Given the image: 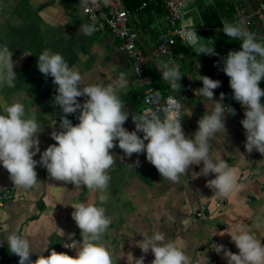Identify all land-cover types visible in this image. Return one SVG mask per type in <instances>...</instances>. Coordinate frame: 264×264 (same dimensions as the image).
I'll list each match as a JSON object with an SVG mask.
<instances>
[{"label":"crops","instance_id":"0c3cea01","mask_svg":"<svg viewBox=\"0 0 264 264\" xmlns=\"http://www.w3.org/2000/svg\"><path fill=\"white\" fill-rule=\"evenodd\" d=\"M264 0H195L188 9L187 17L194 24H205L204 12L211 9L220 16V26H215L213 37L226 53L233 48H241V40H232L223 31V15L233 20L235 6L242 3L255 8ZM231 6H234L231 9ZM131 13V22L145 28L138 42L145 51L151 52L155 45V35L165 25V10L160 6L141 8ZM222 15V16H221ZM90 26L83 12L80 0H0V46L12 50L14 71L17 78L14 87L0 86V111L14 101L24 103L26 111L40 120L43 130L39 134V147L42 153L50 144L56 143L51 137L59 131L61 116L59 105L54 103L57 94L53 78L39 71L38 56L45 49L59 52L69 66H77L83 76L81 86L103 80L105 84L116 81L123 73L128 79L122 99L129 113L124 127L135 130L136 118L142 114L144 88L134 78L132 59L120 51V40L110 31L86 35L84 27ZM246 26L264 42V27L260 24ZM93 28V27H92ZM200 44L210 47L207 37ZM179 41L177 51L180 55L183 75L178 89L162 77L158 66L169 64L165 59L150 58L148 71L154 85L162 92H175L179 97L184 119L181 122L186 136H193L198 129V120L205 113L206 98L197 94L203 86L202 76L216 79L212 73L215 54H197L195 49ZM264 89V79L260 81ZM214 91V99L225 94L222 103L235 109L233 116L224 113L227 134L217 135L210 141V154L219 161L224 160L238 174V187L228 197H221L207 186V180L215 178L214 173L207 177L200 175V165H191L187 181L181 178L173 184L160 176L158 170L146 159V152L124 155L117 146L110 150L117 156L116 163L109 170L111 177L105 193L89 190L86 186L76 188L72 183L50 178L45 167L37 164L38 187L24 189L14 185L8 171L0 164V192L11 190L12 198L6 201L0 216V264H19V257L8 250L6 237L12 232L27 234L39 250L45 246L48 255L51 249L75 255L76 249L65 248V243L82 242L80 229L72 218V205L79 202L99 204V196L107 195L103 204L111 224L105 234L117 264H137L136 259L144 256V264H151L154 254H144L139 247L143 238L156 231H163L167 238L182 247L190 258V264H210L217 259L219 264H228L224 252L217 253V245L238 253V248L230 234L237 225L247 226L264 243V155L256 150L248 153L245 149L246 135L241 124L245 108L233 98L230 85L222 83ZM86 97H79L83 103ZM264 102V97L261 98ZM79 110L68 119L75 125L79 123ZM141 137L143 133H138ZM147 143V142H146ZM242 153L243 156L240 154ZM123 157V159H121ZM39 161L40 153L34 156ZM140 161L139 166L135 164ZM192 174V176H191ZM205 208L206 220L191 219L194 210ZM63 231V233H62ZM224 232V235H219ZM216 242V245H212ZM35 252L31 259L35 260Z\"/></svg>","mask_w":264,"mask_h":264},{"label":"clouds","instance_id":"9594fccd","mask_svg":"<svg viewBox=\"0 0 264 264\" xmlns=\"http://www.w3.org/2000/svg\"><path fill=\"white\" fill-rule=\"evenodd\" d=\"M108 0H105L107 3ZM91 35L90 26L83 29ZM222 31L232 40L240 39L241 48L229 51L224 59V73L230 78L233 98L245 108L241 124L245 130V149L264 155V89L260 81L264 79V42L258 40L255 33L246 29L245 21L225 22ZM188 46L196 53L214 55L215 49L199 42L200 36L192 29L183 33ZM12 50L6 45L0 46V86L14 87L17 74L14 71ZM39 71L50 75L56 86L54 103L59 105L64 115L61 116L59 131H53L51 137L56 143L50 144L40 152L39 134L43 127L34 114L26 111L23 102L17 100L0 111V164L8 171L14 185L24 189L38 187L37 164L46 168L49 177L57 181L72 183L76 188L86 186L89 190L105 193L110 182L109 170L116 163L117 156L110 150L117 146L124 155L146 152V159L158 170L161 177L173 184H179L186 177L191 165L203 167L192 178L210 173L215 178L207 180V186L221 197H228L237 190L238 174L224 160H215L210 154V141L217 135L227 134L224 113L235 115V109L214 99V89L221 81L202 76L203 86L197 94L206 98L205 113L198 120V129L193 136H186L179 115L181 105L173 101L175 110H168L163 118L156 111L146 110L139 117H132L135 130L124 127L129 113L125 110L122 93L128 86L126 74L111 83L99 80L94 84L81 86L83 76L77 66H69L59 52L45 49L38 56ZM162 77L172 89H178L181 81L179 65L163 64L158 66ZM159 93L157 92V96ZM86 97L81 103L78 98ZM79 110V123L73 124L68 116ZM138 133H143L141 137ZM147 142V143H146ZM40 153V159H34ZM242 156L243 154L240 153ZM123 159V157H121ZM135 164L139 166L137 159ZM188 182V181H187ZM107 195L99 196V204L79 202L72 207V218L80 229L82 242L65 243V248L76 249L75 255L51 249L46 256L48 246L39 250L27 234L12 232L6 237L8 250L19 257V264H117L105 234L111 224V217L106 215L103 204ZM63 233V231H62ZM219 235H224L220 232ZM238 248V253L217 245L216 252H224L228 264H264V243L245 225H237L230 234ZM5 241L0 240V244ZM142 252L151 251L154 259L151 264H190L185 250L176 242L167 238L163 231H156L143 238L139 244ZM35 252L37 258L31 259ZM137 264H144V256L136 259Z\"/></svg>","mask_w":264,"mask_h":264},{"label":"built area","instance_id":"2783aa9c","mask_svg":"<svg viewBox=\"0 0 264 264\" xmlns=\"http://www.w3.org/2000/svg\"><path fill=\"white\" fill-rule=\"evenodd\" d=\"M195 0H144L141 8L148 6H160L165 10V25L161 26L155 35V45L151 52H147L138 43L141 33L145 30L144 27L131 22V13L123 0H80L84 14L87 17L89 24L97 32L110 31L116 38L120 40V51L126 52L132 59V68L134 78L144 88L142 114L151 109L158 112L163 118L168 110H175L173 101L179 103V115L184 119L182 103L175 92L168 91L166 93L158 89L153 82V79L148 71L150 58L165 59L170 65H179L180 73L182 72V64L180 55L177 51L179 41L187 44L183 33L194 29L200 36H206L207 41L211 44L209 48L215 49V61L212 66V73L217 80L221 81L224 86L230 85L229 77L224 73V59L227 54L219 47L213 37L214 27L206 24H194L192 19L186 16L188 9ZM243 19L247 26L260 24L264 27V2L260 3L255 8H248L242 3L235 6L233 20L227 19L223 15L222 20L228 23H236ZM157 92L159 95L157 96ZM11 190L0 192V216L5 207L6 201L12 198ZM208 218L205 208L194 210L191 219L206 220ZM2 231L0 229V235ZM212 245H216L213 242ZM210 264H219L218 260L212 259Z\"/></svg>","mask_w":264,"mask_h":264},{"label":"trees","instance_id":"16d2710c","mask_svg":"<svg viewBox=\"0 0 264 264\" xmlns=\"http://www.w3.org/2000/svg\"><path fill=\"white\" fill-rule=\"evenodd\" d=\"M125 5L127 6V8L129 9L130 12L132 13H136L137 11L140 10V7L142 5V3L144 2V0H123ZM231 9L234 8V6H231ZM222 16V15H221ZM204 20H205V24L208 26H220V16L217 15L216 13H214L213 10L211 9H206L204 12ZM240 49H238L237 47L233 48V51H238ZM215 59V58H214Z\"/></svg>","mask_w":264,"mask_h":264},{"label":"rangeland","instance_id":"374dc122","mask_svg":"<svg viewBox=\"0 0 264 264\" xmlns=\"http://www.w3.org/2000/svg\"><path fill=\"white\" fill-rule=\"evenodd\" d=\"M190 49H192V50H193L194 48H190Z\"/></svg>","mask_w":264,"mask_h":264}]
</instances>
